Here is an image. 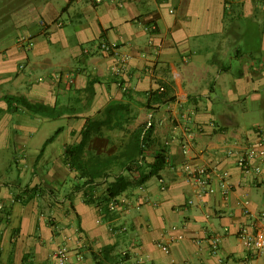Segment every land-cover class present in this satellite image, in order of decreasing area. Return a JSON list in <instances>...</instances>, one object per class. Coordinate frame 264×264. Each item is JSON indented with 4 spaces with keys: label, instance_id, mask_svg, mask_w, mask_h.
Wrapping results in <instances>:
<instances>
[{
    "label": "crops",
    "instance_id": "1",
    "mask_svg": "<svg viewBox=\"0 0 264 264\" xmlns=\"http://www.w3.org/2000/svg\"><path fill=\"white\" fill-rule=\"evenodd\" d=\"M87 120L106 123L85 157L116 154L152 122L144 162L122 171L129 185L114 197L112 175L74 190L84 179L66 149ZM259 128L261 0H0V264H55L61 247L64 264H264V251L250 254L237 237L243 224L254 232L264 184L225 152L257 144ZM159 150L166 162L146 176ZM184 162L210 170L212 192L186 177ZM212 233L222 236L215 250Z\"/></svg>",
    "mask_w": 264,
    "mask_h": 264
},
{
    "label": "trees",
    "instance_id": "2",
    "mask_svg": "<svg viewBox=\"0 0 264 264\" xmlns=\"http://www.w3.org/2000/svg\"><path fill=\"white\" fill-rule=\"evenodd\" d=\"M90 88V87H89ZM154 94V92L152 93ZM7 101H16L21 103L31 110H48V108L31 104L23 97L5 96ZM111 107L110 109H115ZM104 120H87L82 130V137L78 144L70 146L66 149L67 160L69 167L76 170L80 178H83V182L80 185H76L74 190L80 188H91L94 185L100 183L108 176H114V180L107 188L109 197H114L118 192L123 190L129 185V182L125 180L122 171H134L141 167L144 162V155L148 151L149 147L153 144L154 139L151 137L152 122L144 124L140 129L135 130L129 136L128 141L124 144L123 148L116 154L109 156L88 155L84 156V147L87 144L90 136L94 133H101V128L105 125ZM60 127L55 131V134L60 131ZM50 139V138H49ZM48 139V140H49ZM166 155L164 151L159 150L155 152L154 162L151 164V171L148 175L156 172L166 162ZM117 166L120 171L114 172L111 167ZM144 176L141 180H143Z\"/></svg>",
    "mask_w": 264,
    "mask_h": 264
},
{
    "label": "built area",
    "instance_id": "3",
    "mask_svg": "<svg viewBox=\"0 0 264 264\" xmlns=\"http://www.w3.org/2000/svg\"><path fill=\"white\" fill-rule=\"evenodd\" d=\"M93 2H99L100 0H90ZM262 6H264V0H261ZM154 23H149V28L154 29L155 28ZM25 47H29L32 44V41L30 38L26 37L23 38ZM99 49L102 52L105 53H113L115 50V45L112 43H109L107 41H101L99 44ZM129 58V55H125L122 58L119 59L118 63L113 67L114 73H121L124 70V64L126 60ZM259 141L257 144L249 145L245 150H234L232 148L226 149V154L231 155L234 153H237L239 156L238 164L241 167V169L245 172H250L252 170L255 180L261 182L264 184V155L260 150H258V147L261 146V144L264 141V128H259ZM191 148V142L189 139H184L181 142V150L183 154H187ZM261 159V165L252 166L250 164L251 160L253 159ZM183 170L185 172V175L188 179L192 180L195 183H198L201 186L202 191L204 192H212L213 188L210 184L208 176H210V170L207 167L199 166L196 168H191L187 162H184L183 164ZM225 181L224 177L220 178V183H223ZM243 211L245 214H250L249 208L244 205ZM251 225L254 226L255 230L254 232L250 233L248 231V227L243 224L240 225L237 231V237L242 242L243 246L250 252V254L254 255L259 252L264 251V212L258 213L253 220H251ZM221 234L220 233H212L210 235V242H211V248L215 250L217 248L218 243L221 240ZM196 242H200V239H196ZM162 248L166 249L165 245H161ZM65 255L66 250L65 248L61 247L54 253L53 257L55 259V264H64L65 263ZM148 264H154L153 262H149Z\"/></svg>",
    "mask_w": 264,
    "mask_h": 264
},
{
    "label": "rangeland",
    "instance_id": "4",
    "mask_svg": "<svg viewBox=\"0 0 264 264\" xmlns=\"http://www.w3.org/2000/svg\"><path fill=\"white\" fill-rule=\"evenodd\" d=\"M68 185H69V183H68Z\"/></svg>",
    "mask_w": 264,
    "mask_h": 264
}]
</instances>
